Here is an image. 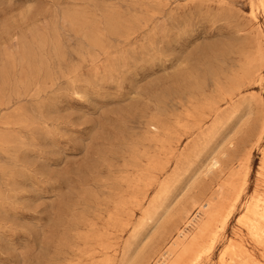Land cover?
I'll return each instance as SVG.
<instances>
[{
    "label": "rangeland",
    "instance_id": "1",
    "mask_svg": "<svg viewBox=\"0 0 264 264\" xmlns=\"http://www.w3.org/2000/svg\"><path fill=\"white\" fill-rule=\"evenodd\" d=\"M262 128L259 0H0V264H153L193 202L219 216L243 184L187 262L236 242L264 264L238 224Z\"/></svg>",
    "mask_w": 264,
    "mask_h": 264
},
{
    "label": "bare ground",
    "instance_id": "2",
    "mask_svg": "<svg viewBox=\"0 0 264 264\" xmlns=\"http://www.w3.org/2000/svg\"><path fill=\"white\" fill-rule=\"evenodd\" d=\"M259 1L261 3H264V0H259ZM251 15L254 16V12ZM243 71H245V70L243 69ZM250 71H249V73L254 72L253 70H250ZM209 111H210V109H209ZM263 130H264V128H262V132H263ZM244 161H246V160H244ZM248 162H249V160H248ZM242 168H244V167L242 166ZM242 168H241V170H242ZM260 169H261V173H263V174H261L260 172H258V173H259V175L261 174L260 177H262V175L264 176V160L262 162ZM238 170H237V172H238ZM246 176L244 177L245 179H246ZM241 177H243V176H241ZM236 178H237V176H236ZM240 178H238L239 181L241 180L243 182L244 180H242ZM226 181L228 182V179ZM262 182H264V179L262 180ZM231 183H234V181ZM236 183H238V182H236ZM228 184H230V183L228 182ZM221 185L222 184H220V186H218V188L216 189V195L222 191ZM225 185L227 186V184H225ZM225 185H224V187L227 188ZM236 185H241V184H236ZM263 186H264V184H263ZM244 190H245L244 184L241 185L240 187H238V189L232 194L233 195V197H231L232 199H230L232 203L229 205L228 209H226V211L224 213L220 214L219 216H218V212H216V210H215V205H216L215 203H217V202L215 201V203H214V196L213 195L209 196L207 199H205L201 203L193 202L191 205L192 211L190 212L188 210L186 212V220L184 222L186 224L184 225V227L181 230H178V232L173 235L170 242L165 247L164 251L161 254H159L161 260L159 258L153 264H188V262L189 263H192V262L195 263V261H197L200 258V256L203 254V252H210L212 250L213 245H214L213 241L217 240L216 235L225 226L227 219H229L228 218L229 214L232 213V207H233V205L235 206L234 203H236L240 199ZM233 191H234V189H233ZM220 196H222V195H220ZM228 196H230V195H228ZM223 197H225V196H223ZM227 197L224 198L223 200L227 199ZM218 201H219V199H218ZM141 202H142V198H139L138 196H135L129 200V204L132 207L133 206L134 207L139 206ZM223 202L221 204L217 203L218 205H221V206H219V209H221L222 206H224L223 208H225V205H228L227 203L225 204V202L224 203ZM150 211H151V207H150V210L147 211L146 214L150 215ZM238 224L242 227L243 230L246 231V234L251 239V241H253V243L256 246L261 248L262 256L264 257V194L256 193L245 204L244 212L241 215V217L238 219ZM223 230H225V229H223ZM187 233L189 234V236L187 235ZM205 239H206V241L208 239H210V242H208L206 245L203 244ZM240 244L234 242V243H231L230 245H228L225 248V250L222 252L223 253L222 258H224V255L228 254L232 257V262L230 261L231 264H263V262L260 259H257L252 253H250V251L248 249L243 248L242 245H240Z\"/></svg>",
    "mask_w": 264,
    "mask_h": 264
}]
</instances>
